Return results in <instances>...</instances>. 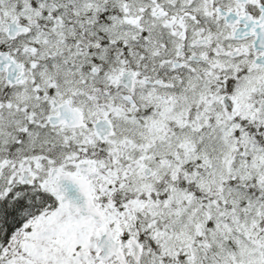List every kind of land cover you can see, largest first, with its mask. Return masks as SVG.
I'll use <instances>...</instances> for the list:
<instances>
[{"label": "snow or ice", "instance_id": "1", "mask_svg": "<svg viewBox=\"0 0 264 264\" xmlns=\"http://www.w3.org/2000/svg\"><path fill=\"white\" fill-rule=\"evenodd\" d=\"M0 264H264V0H0Z\"/></svg>", "mask_w": 264, "mask_h": 264}]
</instances>
